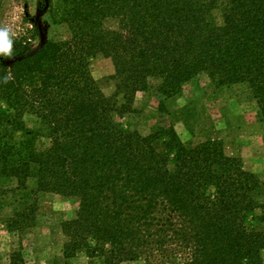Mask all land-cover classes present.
I'll use <instances>...</instances> for the list:
<instances>
[{"label": "trees", "instance_id": "1", "mask_svg": "<svg viewBox=\"0 0 264 264\" xmlns=\"http://www.w3.org/2000/svg\"><path fill=\"white\" fill-rule=\"evenodd\" d=\"M50 9L66 36L34 52L7 32L11 47L0 50V179H15L18 191L34 177L38 191L76 200L62 224L64 257L264 264V181L220 141L185 145L171 125L143 135L116 119L153 81L169 98L200 75L215 86L247 83L264 118V0H50ZM97 53L115 66L111 97L90 74ZM28 113L46 126L50 147H37ZM37 213L34 201L23 203L8 229L26 232ZM10 264H26L22 244Z\"/></svg>", "mask_w": 264, "mask_h": 264}, {"label": "rangeland", "instance_id": "2", "mask_svg": "<svg viewBox=\"0 0 264 264\" xmlns=\"http://www.w3.org/2000/svg\"><path fill=\"white\" fill-rule=\"evenodd\" d=\"M217 6L214 15L217 22H221L220 2ZM37 16L47 39L67 35L65 26L52 21L50 0L47 6L43 0H0V31L25 39L32 49L37 48L40 42V34L34 33L38 25ZM89 68L104 95L113 96L116 80L111 58L97 53L90 58ZM157 84L153 81L147 91L136 92L133 112L116 117L124 127L148 135L160 126L171 125L185 145L220 141L227 156L237 158L246 171L264 181V118L247 83L215 86L205 75H200L187 82L180 93L169 98L158 92ZM117 99L121 100V95ZM161 101L164 102L162 110L159 109ZM24 120L30 129L41 132L37 147L42 150L50 147L51 138L46 135L48 130L41 120L31 113L26 114ZM165 140L159 136L156 141L160 151L165 150ZM16 186L15 179H0V189L4 190L0 192V264H10L11 252L21 244L26 264H93L84 251L71 258L63 255L66 236L62 224L74 217L76 200L52 191H38L34 177L27 180L26 190L17 191ZM31 201L38 206L35 225L22 234L10 231L7 219L16 208ZM261 227L264 231V222Z\"/></svg>", "mask_w": 264, "mask_h": 264}, {"label": "water", "instance_id": "3", "mask_svg": "<svg viewBox=\"0 0 264 264\" xmlns=\"http://www.w3.org/2000/svg\"><path fill=\"white\" fill-rule=\"evenodd\" d=\"M46 1H47L46 6H47L48 3H49V0H46ZM36 21H37V24H38L37 27L39 28L40 42H39L37 48L34 49V52L38 51L40 49V47H42L44 45V43L46 42V40H47L46 31H45V29L43 27V24L41 23V21L39 19V16H37Z\"/></svg>", "mask_w": 264, "mask_h": 264}, {"label": "clouds", "instance_id": "4", "mask_svg": "<svg viewBox=\"0 0 264 264\" xmlns=\"http://www.w3.org/2000/svg\"><path fill=\"white\" fill-rule=\"evenodd\" d=\"M11 47L10 41L7 39V32L0 31V50L8 52Z\"/></svg>", "mask_w": 264, "mask_h": 264}]
</instances>
